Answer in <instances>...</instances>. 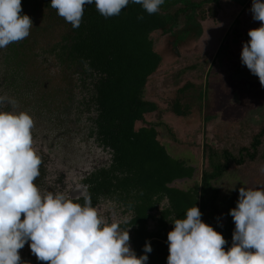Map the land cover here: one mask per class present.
<instances>
[{"label":"trees","instance_id":"1","mask_svg":"<svg viewBox=\"0 0 264 264\" xmlns=\"http://www.w3.org/2000/svg\"><path fill=\"white\" fill-rule=\"evenodd\" d=\"M221 1L173 0L170 5L165 1L160 11L152 15L141 5L130 2L118 16L109 18L103 17L94 3L87 5L83 12L85 23L73 40L72 84L53 91L58 97L50 102L34 99V95L44 93L41 86L0 84V96L16 102L0 105V111L30 114L24 108L29 106L36 114L34 117L42 118L51 110L68 112L73 125L87 128L88 136H94V142L110 156L109 162L93 170L83 182L87 195L104 196L142 215L148 210L156 211L158 204L166 200L160 220L168 218L169 230L164 228L160 235H151L166 241L174 227L172 221L184 218L186 211L196 205L202 213V221L224 236L227 251L232 246L235 229L229 211L236 207L239 194L232 190L221 196L214 182L229 169L264 162V120L255 124L243 120L215 126L211 142L205 143L202 150L208 167L201 171L198 184L182 190L169 184L191 179L194 169L183 159L170 156L157 140L160 130L167 140L179 143L172 128L159 118L160 108L144 97L148 80L162 60L154 50L151 34L156 31L174 33L180 27L196 28L200 22L214 19ZM139 15H143V20L137 19ZM196 33L200 35V30ZM240 38L242 43L247 42L248 31L240 34ZM226 53L227 46L220 45L217 58ZM239 62L234 76L261 86L259 78L241 59ZM184 72L174 76L180 77ZM191 86L185 83L179 92ZM33 102H37V106L29 105ZM165 112L178 118L190 115L189 107L177 100L169 101ZM150 116H157V121L147 122ZM36 126L34 124L33 129ZM41 174L36 180H41ZM222 209L224 223L220 225ZM151 247L152 251L147 254H165L159 261L167 264L168 245L152 242ZM19 252L22 264H33L30 253Z\"/></svg>","mask_w":264,"mask_h":264},{"label":"clouds","instance_id":"2","mask_svg":"<svg viewBox=\"0 0 264 264\" xmlns=\"http://www.w3.org/2000/svg\"><path fill=\"white\" fill-rule=\"evenodd\" d=\"M130 2L152 15L165 0H51V7L78 28L85 5L94 3L109 18ZM250 11L261 26L248 31L241 63L264 87V0H252ZM21 12V0H0V48L29 36L33 21ZM15 103L0 96V105ZM33 127L26 112L0 111V264H22L19 250L26 243L46 264H146L150 242L144 245L145 254L137 256L130 246V227L122 230L118 223L101 218L86 194L87 186H80L76 197L41 193L34 183L41 159L33 148ZM81 197L83 206L75 202ZM229 215L235 229L227 251L224 236L202 221L196 205L184 218L174 219L167 236V264H264V188L241 187Z\"/></svg>","mask_w":264,"mask_h":264},{"label":"rangeland","instance_id":"3","mask_svg":"<svg viewBox=\"0 0 264 264\" xmlns=\"http://www.w3.org/2000/svg\"><path fill=\"white\" fill-rule=\"evenodd\" d=\"M165 1L170 5L173 0ZM251 6L252 0H222L214 19L200 22L196 27L200 35L193 27H180L174 33L156 31L151 34L154 50L162 60L158 70L148 80L144 97L160 108L159 118L172 128L179 143L167 140L160 130L157 140L170 156L183 159L194 169L191 179L176 180L171 187L186 190L199 183L201 171L208 167L202 150L205 143L211 142L215 126L243 120L255 124L264 120V89L257 83L234 76L233 72L240 66L243 46L240 34L261 26L260 21L253 20ZM220 45L227 46V53L217 58ZM188 67L190 69L186 70ZM182 70L186 72L176 78L174 75ZM185 83L192 86L180 93L179 89ZM53 88L60 86L51 85L44 94L51 95ZM173 100L189 107L190 115L187 118L174 117L165 112L168 102ZM29 105L35 107L37 102ZM24 108L30 112L27 114L34 124L47 122L46 115H43L44 119L42 116L34 117L35 112L29 106ZM146 121L155 122L157 116L147 117ZM42 127L38 128L37 136L43 135ZM77 128L78 132L73 133V138L72 132L70 135L71 150H64L65 154H71L72 173L85 169L87 162L94 157L88 155L91 149L85 148V128L82 125ZM62 138L54 142L62 143L68 139ZM214 186L221 196L232 190L239 194L241 187L254 190L264 188V162L229 169L214 182ZM218 223H224L223 209ZM20 251L32 253L28 243Z\"/></svg>","mask_w":264,"mask_h":264},{"label":"flooded vegetation","instance_id":"4","mask_svg":"<svg viewBox=\"0 0 264 264\" xmlns=\"http://www.w3.org/2000/svg\"><path fill=\"white\" fill-rule=\"evenodd\" d=\"M21 4V15L27 14L33 21V27L30 29L29 36L24 40L0 48V84L41 86L43 91L51 85H71L74 78L71 61L73 40L80 26L85 23V15L82 16L80 26L73 28L70 23L57 14L56 9L51 7V0H21ZM86 6H84V11ZM55 90L56 88L52 89L51 95L38 93L34 95V98L53 101L55 97H58L53 94ZM47 112L44 113L47 122L32 129L33 148L41 159L39 172H42L41 180H36L35 184L42 194L63 193L66 196L76 197L79 195L77 189L80 186H86L83 182L87 176L93 170L99 169L109 162L110 156L106 150L94 142V136H88V129L85 128V134L83 133L85 148L91 149V153L88 152V155L94 157L87 162L85 169H79L72 173L71 154H65L64 150H71L70 135L72 132L73 138V133L78 132V128L73 125V120L68 116V112H63L62 109ZM41 126H43V135L37 136L38 128ZM61 137H68V139H64L65 142L62 143L54 142V140H60ZM85 153L87 155V152ZM90 199L92 207L96 209L101 218L110 223H118L122 230L130 227V246L137 256L145 254L143 248L146 241L150 244L158 242L168 245V241L151 236L153 234L160 235L164 228L169 230L168 218L160 220V213L166 200L158 204L156 211L148 210L142 215L104 196H90ZM75 202L84 205L82 197ZM147 255L149 258L146 264H164L159 259L163 258L165 254ZM30 256L33 264H46V262L39 261L33 253H30Z\"/></svg>","mask_w":264,"mask_h":264}]
</instances>
